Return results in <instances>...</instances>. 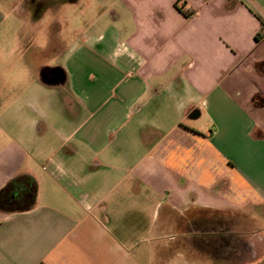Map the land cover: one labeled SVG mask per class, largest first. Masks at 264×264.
<instances>
[{
    "label": "crops",
    "instance_id": "crops-1",
    "mask_svg": "<svg viewBox=\"0 0 264 264\" xmlns=\"http://www.w3.org/2000/svg\"><path fill=\"white\" fill-rule=\"evenodd\" d=\"M8 91L0 264H264V0H0Z\"/></svg>",
    "mask_w": 264,
    "mask_h": 264
},
{
    "label": "rangeland",
    "instance_id": "rangeland-1",
    "mask_svg": "<svg viewBox=\"0 0 264 264\" xmlns=\"http://www.w3.org/2000/svg\"><path fill=\"white\" fill-rule=\"evenodd\" d=\"M71 12L73 13V11ZM10 67L11 65L4 68L3 72L5 74L11 73L12 71L10 70ZM17 68H19V66ZM17 71L20 74L23 73L19 69ZM25 83L28 84L27 80L25 81ZM32 96L33 94L31 93V96L26 94L25 96L20 97L17 94L12 93V91H8L5 94L0 95V138L1 136L2 138H5V139L11 137L9 136V134H7V132L6 134L3 133L1 127L3 126L12 127L13 123L19 122V120H22V118L21 119L19 118V114L15 113V108L28 107L29 105H35L36 100L38 101L39 104L41 103L42 105H45L44 107L48 106L51 111H55L58 107L61 106V104L58 102V99L54 95L52 96L47 91L38 92V96L36 98H33ZM205 120H206L205 116L202 115L200 120H197V121H192L191 119H187L184 125H187V127L189 125H192V126L201 125L204 127ZM7 131L9 132V130ZM167 177H170V175L168 174Z\"/></svg>",
    "mask_w": 264,
    "mask_h": 264
},
{
    "label": "trees",
    "instance_id": "trees-1",
    "mask_svg": "<svg viewBox=\"0 0 264 264\" xmlns=\"http://www.w3.org/2000/svg\"><path fill=\"white\" fill-rule=\"evenodd\" d=\"M260 37L257 35L256 38ZM36 192L37 186L31 176L20 174L11 178L0 189V213H20L32 209Z\"/></svg>",
    "mask_w": 264,
    "mask_h": 264
}]
</instances>
